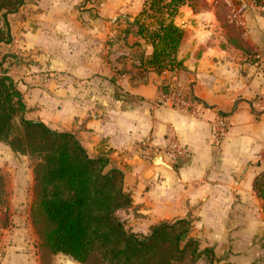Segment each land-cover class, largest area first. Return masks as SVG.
Returning <instances> with one entry per match:
<instances>
[{"label":"crops","instance_id":"0c3cea01","mask_svg":"<svg viewBox=\"0 0 264 264\" xmlns=\"http://www.w3.org/2000/svg\"><path fill=\"white\" fill-rule=\"evenodd\" d=\"M147 1L24 0L8 17L16 57L7 65L23 118L74 135L90 158L123 173L131 204L116 216L126 230L145 236L188 220L185 240L212 250L211 264H254L264 255L263 202L252 189L264 172V18L255 0H233L243 27L223 0L179 7L174 78L196 101L183 112L155 105L172 74L140 66L153 51L135 25L152 22L141 16ZM218 116L230 122L219 142L211 127ZM171 141L184 149L176 160L165 153ZM9 172L13 184H0L2 264H78L41 249L30 215L33 171Z\"/></svg>","mask_w":264,"mask_h":264},{"label":"trees","instance_id":"16d2710c","mask_svg":"<svg viewBox=\"0 0 264 264\" xmlns=\"http://www.w3.org/2000/svg\"><path fill=\"white\" fill-rule=\"evenodd\" d=\"M186 1L146 2L141 16L152 22L146 26L137 21L135 25L138 35L149 39L153 51L147 60H140L141 67L157 73L166 66L180 67L176 54L184 33L173 24V18ZM22 5L24 0H0V47L10 44L8 16ZM1 69L0 61V143L34 161L30 215L41 249L78 264L213 262L212 250H200L196 240H185L191 230L188 220L159 224L145 236L126 230L116 216L131 204L122 191L123 173L109 169L103 156L90 158L74 135L22 118V95ZM252 189L264 209V172L256 176Z\"/></svg>","mask_w":264,"mask_h":264},{"label":"built area","instance_id":"2783aa9c","mask_svg":"<svg viewBox=\"0 0 264 264\" xmlns=\"http://www.w3.org/2000/svg\"><path fill=\"white\" fill-rule=\"evenodd\" d=\"M224 4L230 12V18L232 21L236 22L239 26L243 27V14L241 9L238 7L236 2L233 0H223ZM254 14L264 18V0H255L253 3ZM175 68L169 66L164 67L160 74L165 76L167 74H172L174 78ZM155 105L157 107H168L183 112L192 113L196 101L189 95V93L184 89V87L172 79V83L165 86L160 94L157 96ZM212 133L217 142L225 137L229 130L230 122L224 116H218L212 123ZM165 153L172 157L173 160L180 158L184 154V149L176 141H171L166 147ZM4 261V249L0 245V264Z\"/></svg>","mask_w":264,"mask_h":264},{"label":"rangeland","instance_id":"374dc122","mask_svg":"<svg viewBox=\"0 0 264 264\" xmlns=\"http://www.w3.org/2000/svg\"><path fill=\"white\" fill-rule=\"evenodd\" d=\"M12 44H13V36L11 35L10 44L8 45L3 44L0 47V61L2 63L1 70L5 72V76H8V69H7L8 62L10 61V59L12 60L15 59L11 57H16V55L12 54L9 49V46L10 45L12 46ZM12 81L16 87V83L14 82V80ZM23 115H22V118H23ZM33 165H34L33 160H30L27 157L12 153L11 150L6 145H4L3 143H0V172H2V174L0 175L1 177L0 184L2 183H4V185L13 184V181H15L16 178L15 176H11V173L9 172L10 170L12 172L13 168H16V169L22 168L24 169L25 172H28V174L30 175L33 169ZM262 236L263 234L258 237V242L260 243L261 247L264 244V236L263 237ZM260 260H261V263L264 264V255L260 257Z\"/></svg>","mask_w":264,"mask_h":264},{"label":"water","instance_id":"95a60500","mask_svg":"<svg viewBox=\"0 0 264 264\" xmlns=\"http://www.w3.org/2000/svg\"><path fill=\"white\" fill-rule=\"evenodd\" d=\"M161 159L162 158L160 156L156 157L154 163L157 165H164Z\"/></svg>","mask_w":264,"mask_h":264}]
</instances>
